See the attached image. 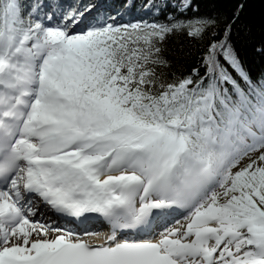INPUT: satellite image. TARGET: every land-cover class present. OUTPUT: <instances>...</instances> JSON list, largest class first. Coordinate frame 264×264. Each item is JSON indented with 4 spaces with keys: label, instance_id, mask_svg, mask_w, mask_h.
Segmentation results:
<instances>
[{
    "label": "snow or ice",
    "instance_id": "snow-or-ice-1",
    "mask_svg": "<svg viewBox=\"0 0 264 264\" xmlns=\"http://www.w3.org/2000/svg\"><path fill=\"white\" fill-rule=\"evenodd\" d=\"M171 7L124 22L0 0V264H264V76L233 40L245 3ZM177 33L205 42L188 73Z\"/></svg>",
    "mask_w": 264,
    "mask_h": 264
},
{
    "label": "trees",
    "instance_id": "trees-1",
    "mask_svg": "<svg viewBox=\"0 0 264 264\" xmlns=\"http://www.w3.org/2000/svg\"><path fill=\"white\" fill-rule=\"evenodd\" d=\"M73 1L78 0H59L63 4ZM115 1L117 0H111L109 5L116 7L117 3ZM119 1H121L120 8L130 13H128V17H135L140 13L146 0ZM169 1L171 0H152L156 9L147 20L163 21L167 15H181L170 6ZM24 2H28V0H24ZM87 2L82 1L81 4ZM242 2L245 3V7L240 12L239 20L234 29L233 40L245 66L252 74L253 79H256L264 76V56L257 51V49L264 46V0H192L195 10H188L181 18H194L196 16L231 17L237 10V5ZM165 3L169 5L166 9L164 8ZM125 4L130 7L125 8ZM157 9H162V11L158 12ZM166 47L171 53L178 51L183 53L175 61L174 67L178 72L188 73L192 68L199 66L205 42L177 33L167 38ZM169 58L172 59L173 57L170 56ZM201 71L203 72V69Z\"/></svg>",
    "mask_w": 264,
    "mask_h": 264
},
{
    "label": "rangeland",
    "instance_id": "rangeland-1",
    "mask_svg": "<svg viewBox=\"0 0 264 264\" xmlns=\"http://www.w3.org/2000/svg\"><path fill=\"white\" fill-rule=\"evenodd\" d=\"M82 1H86L87 2V0H82ZM82 1L78 0V1H73L71 3H64V4L65 5H80ZM98 1H100V0H91L89 2L92 3V4L98 5L99 7L103 8V9H106L108 11H111L113 13H115L117 11H119L121 13H124V15L122 17L124 22L136 21V20H140V19H144V18H145L144 20H147L150 17V15L153 13V11H155V9H156L155 7H152V5H154L152 3V0H149V1L146 0L143 3V6H142V9L140 10V13L137 16L128 17V15H129L128 13L129 12H127V11H125V10L120 8L121 1H119V0L115 1L117 3L116 7H111V5H109V3H111V0H101L102 1L101 3L98 2ZM160 1H166V0H160ZM28 2H29V0H28ZM89 2H87V4ZM169 2H170V6H171V4H173V3H178L179 0H171ZM142 14H144V15H142Z\"/></svg>",
    "mask_w": 264,
    "mask_h": 264
},
{
    "label": "bare ground",
    "instance_id": "bare-ground-1",
    "mask_svg": "<svg viewBox=\"0 0 264 264\" xmlns=\"http://www.w3.org/2000/svg\"><path fill=\"white\" fill-rule=\"evenodd\" d=\"M88 2H89V1H88ZM98 2H100V3H101L102 1L100 0V1H98ZM89 3H90V2H89ZM85 4H87V3H85ZM91 4H92V3H91ZM99 5H100V4H99ZM97 6H98V5H97ZM93 11H95V9H93Z\"/></svg>",
    "mask_w": 264,
    "mask_h": 264
}]
</instances>
